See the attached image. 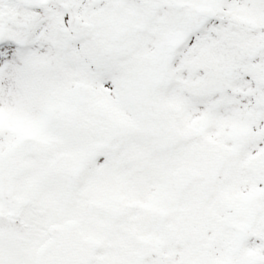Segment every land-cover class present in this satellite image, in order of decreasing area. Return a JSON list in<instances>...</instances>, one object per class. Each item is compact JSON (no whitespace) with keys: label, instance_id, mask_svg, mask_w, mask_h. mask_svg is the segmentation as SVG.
I'll return each mask as SVG.
<instances>
[{"label":"snow or ice","instance_id":"obj_1","mask_svg":"<svg viewBox=\"0 0 264 264\" xmlns=\"http://www.w3.org/2000/svg\"><path fill=\"white\" fill-rule=\"evenodd\" d=\"M0 264H264V0H0Z\"/></svg>","mask_w":264,"mask_h":264}]
</instances>
